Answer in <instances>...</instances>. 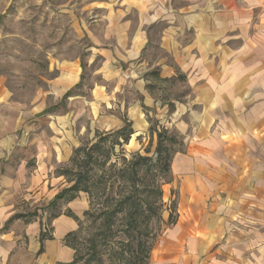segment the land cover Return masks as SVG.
I'll use <instances>...</instances> for the list:
<instances>
[{"label": "crops", "instance_id": "crops-1", "mask_svg": "<svg viewBox=\"0 0 264 264\" xmlns=\"http://www.w3.org/2000/svg\"><path fill=\"white\" fill-rule=\"evenodd\" d=\"M243 1L90 0L79 8L90 50L107 67L113 56L131 64L153 42L162 55L151 68L138 65L153 68L157 82L189 88L182 106L171 101L172 123L163 126L185 137L170 162L177 219L148 264H264V14L258 2ZM10 148L0 135V260L69 264L74 252L64 237L77 221L61 212L50 222L52 238L40 242L46 211H18ZM77 198L64 210L77 215Z\"/></svg>", "mask_w": 264, "mask_h": 264}, {"label": "rangeland", "instance_id": "rangeland-1", "mask_svg": "<svg viewBox=\"0 0 264 264\" xmlns=\"http://www.w3.org/2000/svg\"><path fill=\"white\" fill-rule=\"evenodd\" d=\"M89 1H0V85L5 93L0 103V135L11 139L7 168L17 181L18 211L38 214L45 210L44 222L50 213L65 212L63 201L55 207L48 203L51 193L66 183L56 170L67 163L74 148L92 141L96 131L117 129L127 120L134 133L127 144L115 146V151L122 148L127 157L139 152L154 161L158 154L154 130L172 123L171 101L180 107L189 92L184 82H157L153 68L143 71L138 65L151 68L162 55L153 42L131 64L113 56L107 67L104 58L90 50L91 41L79 20L84 15L79 13L80 6ZM245 2H258L256 10L264 14V0ZM141 84H150V88L141 90ZM69 90L70 95L60 104ZM56 105L55 110L38 115ZM167 136L175 141L163 139L160 151H183V134L173 130ZM157 178L163 191V221L152 224L156 241L167 228L164 222L177 191L171 172ZM83 196L79 193L72 209L83 223L76 243L82 254L81 244L90 229L83 216L88 197ZM0 264L5 263L0 260Z\"/></svg>", "mask_w": 264, "mask_h": 264}, {"label": "trees", "instance_id": "trees-1", "mask_svg": "<svg viewBox=\"0 0 264 264\" xmlns=\"http://www.w3.org/2000/svg\"><path fill=\"white\" fill-rule=\"evenodd\" d=\"M69 95L70 90L62 96L60 104ZM58 107L51 106L44 112ZM154 132L158 148L154 161L139 152L130 153L127 157L122 148L115 151V146L127 144L134 133L131 122L124 120L117 129L95 132L92 141L74 148L67 163L56 170L57 176H62L67 186L55 195L50 207H55L59 201L70 202L79 193L88 197V208L83 211V216L90 229L81 244L85 249L83 254L76 245L83 223L70 210L64 212L78 224L75 231L64 237L65 244L74 252L69 264H79L80 261L82 264L149 263L157 234L152 224L163 221V191L157 175L170 174V162L175 152L160 151L163 139L170 143L175 141L167 136L168 130L163 128ZM169 210L164 222L166 227L176 222L175 200ZM60 213L46 216L44 231L40 234L41 243L52 238L48 225Z\"/></svg>", "mask_w": 264, "mask_h": 264}]
</instances>
